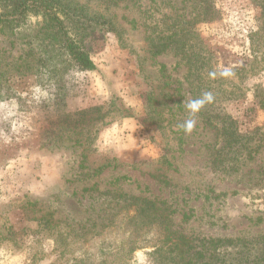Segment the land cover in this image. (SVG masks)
Listing matches in <instances>:
<instances>
[{
    "label": "rangeland",
    "instance_id": "rangeland-1",
    "mask_svg": "<svg viewBox=\"0 0 264 264\" xmlns=\"http://www.w3.org/2000/svg\"><path fill=\"white\" fill-rule=\"evenodd\" d=\"M65 1L94 19L82 33L94 71L47 60L36 19L20 32L0 26V264H157L161 234L132 197L188 238L242 240L234 259L264 253V0H214L217 19L159 56L152 29L162 19L186 28L193 0ZM206 50L217 77L201 83L189 59ZM214 79L222 104L209 112L256 150L239 168L219 120L186 108L215 96Z\"/></svg>",
    "mask_w": 264,
    "mask_h": 264
},
{
    "label": "trees",
    "instance_id": "trees-1",
    "mask_svg": "<svg viewBox=\"0 0 264 264\" xmlns=\"http://www.w3.org/2000/svg\"><path fill=\"white\" fill-rule=\"evenodd\" d=\"M186 10L187 14L184 13L181 16L183 19L181 23H184L183 25L187 26L186 28H178L176 20L174 23L167 25L166 21L162 19V28L157 25L152 29L153 31L147 39L152 56L165 53L173 45L180 46L184 50L187 46L189 47V42H192L189 34L197 24L212 22L217 19L214 0H193L191 6ZM31 19L37 21L33 40L36 41L37 47L45 52L48 57L47 60H61L62 62L66 60V62H69V66L80 71H94L96 69L95 63L85 50V36L82 35L86 30L85 24L94 19L88 17L84 7L73 5L65 0H0V26L20 32L32 24ZM68 23L76 28H70ZM109 29L116 31L114 27ZM32 53L33 55H27L28 58H31V61L36 59L38 63L46 61L38 58L35 50H32ZM204 54H200L197 60L189 59L191 61L190 74L195 71L201 83L207 79L208 75L211 78L216 76L213 68H211L212 53L206 50ZM210 85L214 87L215 96L212 95V100L205 103L200 113L205 114V117L208 116L207 122L211 125L214 120H219L220 128L218 130L225 139L222 149L230 148L234 154V159L238 162L235 166L239 168L242 161L254 158L253 152L256 150L251 148L250 139L247 137L246 140V135L241 133L233 120L226 117V115L217 116L209 112L208 106L213 110L215 103L222 104L219 102L218 92H216L218 88H221L222 83L220 84V81L214 79ZM200 87L199 95L202 86L200 85ZM208 92L211 93L212 90L209 89ZM203 94H201V97ZM220 94H223V92ZM256 130L261 131L262 129L257 128ZM262 141H264V132L260 142L255 147H261ZM103 169L99 168L98 171ZM132 200L135 201L138 213L147 215L146 219H152L161 234L158 239L160 244L154 247L155 250L152 253L156 256L157 264H264V253L254 257L253 260H250V256L240 259H234L231 256L230 250L241 243L242 240L240 239L204 238L200 240L188 238L187 235L175 231L167 218L159 214L155 202L139 197H132ZM256 243L264 245V236L256 239ZM131 248L133 252L135 247Z\"/></svg>",
    "mask_w": 264,
    "mask_h": 264
},
{
    "label": "clouds",
    "instance_id": "clouds-1",
    "mask_svg": "<svg viewBox=\"0 0 264 264\" xmlns=\"http://www.w3.org/2000/svg\"><path fill=\"white\" fill-rule=\"evenodd\" d=\"M227 72H222L221 75H227ZM212 94L210 92H206L203 94L201 98H197L186 103V108L189 111L191 116H195L205 105L206 102H210L212 100ZM196 121L195 119H188L182 125L186 132L190 133L195 127Z\"/></svg>",
    "mask_w": 264,
    "mask_h": 264
}]
</instances>
